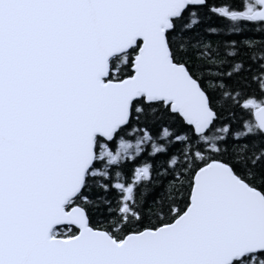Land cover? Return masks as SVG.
Segmentation results:
<instances>
[{
	"label": "snow or ice",
	"instance_id": "1",
	"mask_svg": "<svg viewBox=\"0 0 264 264\" xmlns=\"http://www.w3.org/2000/svg\"><path fill=\"white\" fill-rule=\"evenodd\" d=\"M0 264H264V0H0Z\"/></svg>",
	"mask_w": 264,
	"mask_h": 264
}]
</instances>
